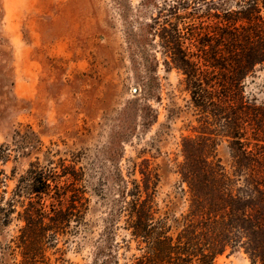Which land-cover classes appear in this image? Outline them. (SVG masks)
Returning <instances> with one entry per match:
<instances>
[{
  "label": "rangeland",
  "instance_id": "rangeland-1",
  "mask_svg": "<svg viewBox=\"0 0 264 264\" xmlns=\"http://www.w3.org/2000/svg\"><path fill=\"white\" fill-rule=\"evenodd\" d=\"M175 1L0 0L6 198H13L34 165L63 175L61 184L74 183L85 199L81 225L73 222L47 251L50 264H132L140 257L143 250L129 243L123 211L138 187L143 198H153L155 222L163 221L176 238L190 210L189 187L180 174L187 147L210 153V161L232 174L229 122L194 97L183 71L166 65L170 58L149 29L160 8ZM188 1L191 8L178 21L185 46L201 63L198 78L208 97L228 100L218 93L220 83H229L230 66L264 38H256L253 28L234 30L223 21L240 0ZM232 99L237 130L257 152L264 147V116L244 123L241 104L264 109V65L240 80ZM231 106L222 103L226 114ZM202 138L199 146L188 143ZM64 171H76L75 178ZM20 226L0 221V264H20V256L2 249ZM214 264L253 261L244 248L229 247Z\"/></svg>",
  "mask_w": 264,
  "mask_h": 264
},
{
  "label": "trees",
  "instance_id": "trees-1",
  "mask_svg": "<svg viewBox=\"0 0 264 264\" xmlns=\"http://www.w3.org/2000/svg\"><path fill=\"white\" fill-rule=\"evenodd\" d=\"M189 8L188 0L165 5L149 29L156 38L159 37L166 57L170 58V61L166 59V65L183 71L194 90V97L206 108L213 107L211 111L217 119L229 122L231 131L228 136L233 140L232 174H228L219 162L210 161V153L185 149L187 157L180 174L189 187L190 210L183 217V229L176 238L168 235L169 230L163 221L155 222L153 198H143L138 187L123 209L127 213L129 243L135 242L143 250L132 264H214L217 256L224 254L229 247L233 251L244 248L253 264H264V147L255 152L243 142V136L237 130L235 103L232 102L234 88L238 87L240 80L253 72L257 65H264V44L250 46L243 59L230 66L229 83H220L221 91L218 92L228 100L218 97L216 102L215 97H208V90H203V83L198 78L203 74L201 63L185 46V36L179 28L178 21L184 18L181 12L186 14ZM263 9L264 0H240L237 10L224 13L223 21L234 30L253 28L258 34L256 38L262 40ZM212 17L221 18L218 14ZM216 66L211 65L212 68ZM227 101L232 109L226 114L222 103ZM241 109L246 119L244 123H259V116H264V109L246 102H242ZM205 141L202 138L188 143L196 147ZM7 158L6 147L0 146V221L8 226L16 220L21 226L2 249L20 256V264H50L47 251L57 247L59 238L68 234L73 222L77 228L81 225L85 199L74 183L61 184L63 175L34 170V165L17 186L13 198L7 199L8 178L1 169ZM67 174L75 178L76 171H64V176ZM20 197L24 200H19ZM46 197L52 200L49 205Z\"/></svg>",
  "mask_w": 264,
  "mask_h": 264
}]
</instances>
